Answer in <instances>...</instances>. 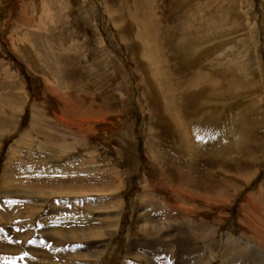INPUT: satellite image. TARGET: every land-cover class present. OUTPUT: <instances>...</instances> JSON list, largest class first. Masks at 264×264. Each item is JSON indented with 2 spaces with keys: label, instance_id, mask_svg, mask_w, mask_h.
<instances>
[{
  "label": "rangeland",
  "instance_id": "rangeland-1",
  "mask_svg": "<svg viewBox=\"0 0 264 264\" xmlns=\"http://www.w3.org/2000/svg\"><path fill=\"white\" fill-rule=\"evenodd\" d=\"M0 245L264 264V0H0Z\"/></svg>",
  "mask_w": 264,
  "mask_h": 264
},
{
  "label": "bare ground",
  "instance_id": "bare-ground-1",
  "mask_svg": "<svg viewBox=\"0 0 264 264\" xmlns=\"http://www.w3.org/2000/svg\"><path fill=\"white\" fill-rule=\"evenodd\" d=\"M9 173H11L10 171H7L6 172V175L7 174H9ZM7 177V176H6ZM5 193V192H4ZM48 195V194H47ZM2 215H7V217H11L12 216V212L11 211H9L8 210V212H5V214L2 212L1 213ZM147 221V220H146ZM107 225H108V227H107V230L106 231H103V230H98L97 232H95L94 233V235H95V238L97 239V238H99V237H101V238H104V237H106V236H112V229H113V227H114V225H112V223H107ZM3 234V233H2ZM83 239L84 240H87V239H85L84 237H83ZM81 239L80 238H78V240H77V243H78V241H80ZM87 241H90V240H87ZM79 244H82L81 242H79ZM96 244H97V242H96ZM0 246H3V245H0ZM85 246V248H87V245H83L82 247H84ZM89 246H90V248H94L95 247V245L93 244L92 245V243L91 244H89ZM102 246V245H101ZM100 246H98L97 248H96V250L99 248ZM238 250V249H237ZM11 252H14V251H11ZM157 253H158V250H156V251H154L153 252V255L154 256H156L157 255ZM240 253V252H239ZM253 253V252H252ZM18 252H17V254L15 255L17 258H18ZM159 254V253H158ZM158 256V255H157ZM166 256V255H165ZM15 257V258H16ZM57 257V256H56ZM234 258H235V260H236V263L238 262V264H258L261 260H260V258L259 257H257L254 253L252 254V255H250V253H249V255H243V254H240V255H236V256H233ZM252 258H256L257 260H258V262H256V261H254ZM167 259V258H166ZM163 260V259H162ZM12 261H13V259H12ZM169 261H170V263H172V259H169ZM164 262V261H163Z\"/></svg>",
  "mask_w": 264,
  "mask_h": 264
}]
</instances>
